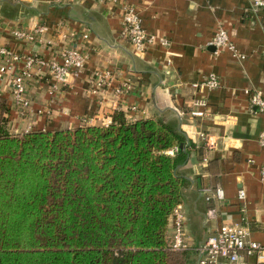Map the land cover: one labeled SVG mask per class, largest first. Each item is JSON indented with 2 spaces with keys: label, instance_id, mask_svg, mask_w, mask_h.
<instances>
[{
  "label": "crops",
  "instance_id": "1",
  "mask_svg": "<svg viewBox=\"0 0 264 264\" xmlns=\"http://www.w3.org/2000/svg\"><path fill=\"white\" fill-rule=\"evenodd\" d=\"M124 5L135 7L146 31L169 39L170 46L164 48L155 42L145 55L137 56L121 35ZM248 7V0H117L112 4L96 0H0V45L19 55L20 70L33 52L54 61L63 48L78 44L77 39L64 37L69 32L78 36L90 33V39L83 43L89 56L86 68L70 80L59 97L49 94L48 78L40 77L28 84L31 110L20 111L10 86L0 83V98L10 109L11 133L102 126L118 111L130 114V122L177 120L195 146L187 165L180 169L191 181L182 202L189 238L196 244L203 242L206 212L219 206L207 203L200 191L221 187L227 205L209 227L214 230L244 218L252 238L264 244V145L260 143L264 113L251 111L246 94V90H260L264 100V10L253 15ZM42 25L49 29L43 44H24L10 37L13 28L34 30ZM220 28L227 31L244 59L210 46ZM105 68L116 72L114 86L128 83L131 91L121 97L92 94L91 79ZM211 73L218 76L220 88L211 92L192 88ZM202 98L212 115L194 118L195 101ZM240 190L246 193L243 201L238 199ZM248 264H255V260L249 259Z\"/></svg>",
  "mask_w": 264,
  "mask_h": 264
},
{
  "label": "trees",
  "instance_id": "2",
  "mask_svg": "<svg viewBox=\"0 0 264 264\" xmlns=\"http://www.w3.org/2000/svg\"><path fill=\"white\" fill-rule=\"evenodd\" d=\"M9 117L0 98V264H192L166 242L195 148L177 120L14 135Z\"/></svg>",
  "mask_w": 264,
  "mask_h": 264
},
{
  "label": "built area",
  "instance_id": "3",
  "mask_svg": "<svg viewBox=\"0 0 264 264\" xmlns=\"http://www.w3.org/2000/svg\"><path fill=\"white\" fill-rule=\"evenodd\" d=\"M100 4H112L117 0H96ZM248 12L256 15L264 10V0H248ZM121 35L129 42L133 52L137 56L145 55L149 47L155 42H159L164 48L170 46L167 38H156L149 34L143 25L140 12L133 6L124 5L121 8L120 15ZM49 29L45 26H37L34 30L13 28L10 31V37L16 42L24 44H43L44 37ZM68 35V36H67ZM65 38L72 41L76 39L81 43L71 47L63 48L58 58L54 61H48L39 53L33 52L26 56V67L23 70L18 68L20 60L19 55L7 46L0 45V83L6 82L11 89L15 105L20 111H30L32 102L28 98V84L30 81L40 77H47L49 81V94L53 98L59 97L64 89L70 83V80L77 79L86 68L89 56L84 50L83 43L90 39L89 31L78 36L76 32H69ZM80 39V40H79ZM210 46L217 50L227 49L234 55L244 59L245 56L238 54L236 45L231 41L226 30L220 28L216 33ZM171 61L167 60V66ZM116 72L105 68L94 73L91 79V93L102 96L113 94L121 97L131 91L128 83H120L114 86ZM220 80L215 73L209 74L202 81L192 84V88L200 92H211L220 88ZM250 97L251 111L258 109L264 113V100L260 90H246ZM196 110L191 112L194 118H206L212 114L208 110L206 99L195 101ZM137 108H132L136 111ZM128 121H131L130 114L125 115ZM113 122L112 119L103 123V127H108ZM202 139L207 140L202 135ZM260 143L264 145V134L260 137ZM170 155L174 151L168 152ZM207 163V159H204ZM261 176L264 179V167L261 170ZM200 195L207 203L216 202L217 207H210L205 216L206 237L201 243H193L187 234V218L182 204H179L172 211L166 234L167 248L172 252H192L196 258V264H248L249 259H254L255 264H264V244L252 238V233L248 223L241 218L238 222L223 223L216 229L209 227V224L217 219L219 211L227 205V200L223 188L217 187L215 190L202 189ZM246 193L239 191L238 199L245 200ZM220 208V210H219Z\"/></svg>",
  "mask_w": 264,
  "mask_h": 264
},
{
  "label": "rangeland",
  "instance_id": "4",
  "mask_svg": "<svg viewBox=\"0 0 264 264\" xmlns=\"http://www.w3.org/2000/svg\"><path fill=\"white\" fill-rule=\"evenodd\" d=\"M14 135H16V134H14ZM188 254H189V258H191L192 264H195V256L193 254L189 253V252H188Z\"/></svg>",
  "mask_w": 264,
  "mask_h": 264
},
{
  "label": "water",
  "instance_id": "5",
  "mask_svg": "<svg viewBox=\"0 0 264 264\" xmlns=\"http://www.w3.org/2000/svg\"><path fill=\"white\" fill-rule=\"evenodd\" d=\"M213 49H215V48H213Z\"/></svg>",
  "mask_w": 264,
  "mask_h": 264
}]
</instances>
